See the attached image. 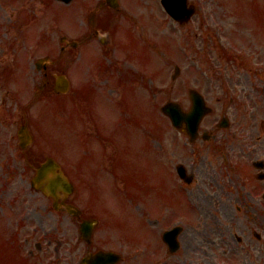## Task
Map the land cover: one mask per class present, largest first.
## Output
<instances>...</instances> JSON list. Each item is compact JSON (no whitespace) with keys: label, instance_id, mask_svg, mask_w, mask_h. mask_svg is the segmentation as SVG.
Here are the masks:
<instances>
[{"label":"flooded vegetation","instance_id":"1","mask_svg":"<svg viewBox=\"0 0 264 264\" xmlns=\"http://www.w3.org/2000/svg\"><path fill=\"white\" fill-rule=\"evenodd\" d=\"M31 1L42 5L47 13L51 12L55 18L66 20L70 25L71 40L60 47L67 62L61 64L60 68L57 64L59 61H54L43 72L69 73L71 135L80 143L89 145L92 142L99 146L98 150L91 151L94 160L71 162L69 177L75 184V193L67 203L80 205L84 200H91L96 193L86 184L90 178L100 179L97 175L99 167H109L117 174L124 168L144 170V173L148 170L151 176L156 159V136H162V132L156 130L154 86L150 85V81L135 80L137 76L132 69L141 56L137 51V43L140 42L145 49L154 48L150 40H140L138 36L139 0ZM52 40L56 38L52 37ZM161 46L165 48L164 44ZM3 53V56L9 53L8 47ZM1 61L0 72L5 80L10 64H6L5 59ZM31 67L37 68L36 61ZM216 73L218 78L234 80L207 82L200 87L199 91L212 111L203 119L195 140L194 147L204 158L197 169L213 179L218 170L216 163L221 164L222 158L224 166H236L239 173L245 175L244 179L253 186L255 193L252 195L246 187L239 185L237 189L240 195L228 196L227 201L220 197L216 205L208 210L207 214H214L218 223L210 231L185 225L178 232L167 234L166 240L147 244L150 251L145 256H135L134 264H214L216 260L224 261L221 264H264L263 238L256 233L261 226L264 228V180L252 184L251 169L245 170L249 164L256 167L259 166L256 163L262 161L264 165V145L246 142L247 136L252 135L254 125L247 123L249 114L245 105L261 102L264 96V71L238 65ZM239 78H246L247 81L242 83ZM190 90L185 82H179L174 91L179 97L175 99L183 103L190 102ZM145 98L148 106H145ZM237 105L243 106L239 108ZM224 119H227V127H222ZM161 148L162 167L170 172L173 145H161ZM86 154H89L88 149ZM185 161L186 157H181L178 164L184 165ZM191 168L190 174L185 169V181L192 183L189 186L183 182L184 189L195 183L194 163ZM262 170L264 173V168ZM260 172L255 173L258 179L262 176ZM177 216L166 212L165 232L171 233L178 229L174 224ZM42 217L37 212L26 217L33 233L25 232V248L34 246L41 250L42 241L37 239L39 229L34 223ZM31 218H34V222L30 221ZM71 220L74 224L79 222L73 217ZM28 226H23L22 230ZM122 244L140 245L134 241H123ZM156 244L159 246L157 252L149 255ZM205 244L210 245L209 252L204 250ZM30 253L35 256L32 249ZM162 253L163 256H155Z\"/></svg>","mask_w":264,"mask_h":264},{"label":"rangeland","instance_id":"2","mask_svg":"<svg viewBox=\"0 0 264 264\" xmlns=\"http://www.w3.org/2000/svg\"><path fill=\"white\" fill-rule=\"evenodd\" d=\"M145 1L149 2V0ZM250 1L252 0H246V4H248ZM8 4L9 3L6 2L3 10L0 9V20L5 21V24L10 27V37L16 39L17 42L15 49L19 50V48H21V52L25 54L24 59H27L29 62L32 59L30 54L38 57V49H36L38 48L37 45L39 43L38 38L32 40L23 39L17 19L11 18L13 17L12 13L10 12L12 8L7 7ZM261 4L264 5V1ZM246 10H248V6L247 8H239L231 3L230 5L224 6L222 3L218 2L207 8L206 3H204V6L199 9V14H197L196 18L193 20L195 29L190 27L188 31L185 32L187 35H185L183 34L184 31L179 29V27L176 29L170 24V21L166 15L163 19L160 18L161 16H158L160 18L157 20L158 26L157 24L155 25V22L152 21L156 20V17L150 21L148 19V6L146 4L140 6L137 12L140 25L148 31L152 29V35L153 31L156 34L159 33L158 27L163 28L165 26V30L167 29L168 34L171 35L170 38L172 41L171 55L168 56V62L164 63L163 65V68L167 73L166 78L163 74V78L161 79L162 81L160 84L156 82L155 87L156 118L158 122H160L162 119V117L159 116V113H161L160 107L165 104L170 93L169 89L163 87L169 83L170 76L174 72V67L176 65L181 67L183 71V79L193 84L197 81L203 80L202 71L204 68L202 67L204 65L235 64L229 63L231 60H229L226 55L221 53L216 46H213L214 41L211 40L212 38L206 37L205 40L202 41L200 36L198 40L196 39L195 35L200 31L197 29L200 27L199 23L202 18L208 19L206 20V26L211 28V30L214 32L215 27L218 28V30L216 29L218 32H220V29L223 28L221 41H219L221 45L225 46L228 42L226 38H229L233 46H235V49L245 48L249 50V53L251 54L249 58H251L253 54L252 51H256L257 53L264 51L263 49L259 51L260 47H264L261 46L258 40L251 36V27L253 26V22L250 20L248 21L251 23H246L245 20L240 21V17H243V14L246 12ZM159 11L160 7L156 5L155 15H158ZM47 15L48 14H46V16ZM21 16L23 19H26L24 15L21 14ZM231 16L237 17L232 18ZM249 17L251 18L253 16ZM261 19L264 21V17H261ZM165 22H169L168 27H166ZM181 35L185 36L187 41L181 40ZM25 43L27 44L26 49H24ZM179 43H181L183 46L184 44L186 45L184 49H182L183 47L180 46ZM198 44H200L201 47H199ZM137 51L142 58L147 60L148 67L153 65L155 70H160L159 67H162L163 61L158 55L154 56L153 50L145 49L139 42L137 43ZM250 62L264 64V56L255 62ZM26 65L29 64L26 62ZM133 66L138 70H142L141 66L137 64H134ZM30 79V87L33 88L38 86L42 80L39 74L33 72H30ZM20 83L21 79L19 78H14L12 80L11 86L9 87V89H11V93H13V90H15L17 87L20 88ZM0 88V93L4 94V88L2 86ZM30 97L31 93L27 94L23 102L25 103L29 101ZM131 97L132 100L135 101V98L132 95ZM175 97H179V95L175 94ZM6 108L10 110V116L7 117L9 125L5 127L0 126L1 219L5 223L6 229L9 232L18 235L20 234L21 229L19 226L21 219L24 218L25 215L35 212L36 210L37 213H41L43 216L40 221L34 223L39 229L37 239L44 241L43 251L39 252L37 260L41 264H50L52 261L55 263L60 262V264H77L85 252V246L83 244H77L76 242L78 236V226L77 224L74 225L68 218L63 219L62 216L55 215V218L52 219L49 216V210H51V207L48 200L44 197H41L40 199L42 202H39L37 194L31 188L30 184V177L32 173H28L23 165L20 164V158L18 156L20 151L17 147V141L15 138L16 125L14 124L12 118L18 114L20 110V104H15L13 100L10 99ZM38 109L39 108H36L34 112ZM40 117L41 116L38 113V115L33 119L34 126L41 129L39 134L37 133L36 135L35 146L32 151L35 159L38 160L45 155L53 154L58 156L61 162H63L65 165H68L70 160V145L68 143L69 135L67 131V123L64 122L67 117V112L59 114L58 120L53 117L51 120L40 122L38 120ZM43 118L47 119L46 114H44ZM168 138L171 139V144L177 143V145H182L183 147L186 146L187 140L182 138L176 132H172ZM187 149L190 151L191 147H188ZM13 157L15 160H13ZM190 162L187 163L189 164ZM143 171L144 170L134 169L130 174H128L126 171L121 172L122 179L129 185L126 194L127 196H123L122 193L116 189H111L108 184L104 189L105 206L108 208H117L118 204L116 203V198L121 205H130V203L133 201L138 207L143 204L147 209L154 211L162 210L164 213L169 211L171 215H184L190 213V206L185 201V194L182 195L181 191L178 190L180 186L173 182V178L169 172H166L165 169L159 165L155 166L154 172L151 174V176L148 175V170L145 173ZM195 173L198 180L196 188L199 191L206 193L209 200L218 196L223 197L224 199L227 198L224 191L228 189V187L225 186V183L223 182L225 181L223 174L221 176L223 181H219L221 184L220 186L218 185L217 181H211V178L205 173L198 170H196ZM11 176L12 180L10 181ZM236 182H238V180ZM232 194L234 197H237L240 195V192L236 188ZM129 196L133 199L128 200L127 198ZM33 214L34 213H32V215ZM104 218L106 220V226H104V229L102 228V232L99 235V244L102 243V240L107 244H116V242L119 240L118 229L116 225L117 212L115 214L106 212ZM30 221L34 222V218H31ZM133 228L136 229L138 237L142 241L146 243L156 241L155 233L151 231L153 228H150L147 225L141 226L138 220L134 222ZM25 232L28 234L33 233L31 226H28L22 230L21 234L25 236ZM51 232H53V235H57L59 237L62 244L54 243V238L51 237ZM72 246H76L75 250L72 249ZM28 250V248L24 249L27 256L29 255ZM34 255L36 257L35 253Z\"/></svg>","mask_w":264,"mask_h":264},{"label":"water","instance_id":"3","mask_svg":"<svg viewBox=\"0 0 264 264\" xmlns=\"http://www.w3.org/2000/svg\"><path fill=\"white\" fill-rule=\"evenodd\" d=\"M170 106H167L164 111L169 112L168 108ZM53 160L49 159L48 162L42 167V169L39 171V177H47L53 168H56L57 166L53 164ZM57 179L53 180L52 183L49 184L50 192L47 191V193H53L54 190L62 189L65 185H67V182L65 179H62L61 176H56Z\"/></svg>","mask_w":264,"mask_h":264}]
</instances>
